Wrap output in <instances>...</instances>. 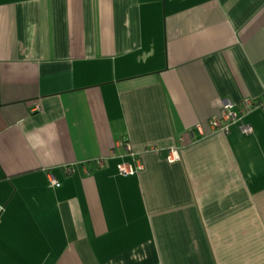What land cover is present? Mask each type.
I'll use <instances>...</instances> for the list:
<instances>
[{"label":"crops","instance_id":"obj_1","mask_svg":"<svg viewBox=\"0 0 264 264\" xmlns=\"http://www.w3.org/2000/svg\"><path fill=\"white\" fill-rule=\"evenodd\" d=\"M0 264H264V0H0Z\"/></svg>","mask_w":264,"mask_h":264},{"label":"built area","instance_id":"obj_2","mask_svg":"<svg viewBox=\"0 0 264 264\" xmlns=\"http://www.w3.org/2000/svg\"><path fill=\"white\" fill-rule=\"evenodd\" d=\"M263 102L257 101L250 97H243L238 103L233 102L230 99H225L222 104V109L220 114L215 115L211 119V125L214 130H221L222 132H228L231 125L238 123L240 129L245 134H251L253 132L252 126L245 122V116L254 108L262 106ZM129 149V144L127 142L121 143ZM178 146H173L168 149L166 158L169 161L176 160L178 155ZM96 162L99 166L104 165V158L100 157L96 159ZM119 172L122 175H129L134 173L137 170L142 168V165H139L137 168L133 167L128 162H122L118 165ZM50 183L53 186H59L60 182L54 178H50Z\"/></svg>","mask_w":264,"mask_h":264},{"label":"trees","instance_id":"obj_3","mask_svg":"<svg viewBox=\"0 0 264 264\" xmlns=\"http://www.w3.org/2000/svg\"><path fill=\"white\" fill-rule=\"evenodd\" d=\"M258 101V100H257Z\"/></svg>","mask_w":264,"mask_h":264}]
</instances>
